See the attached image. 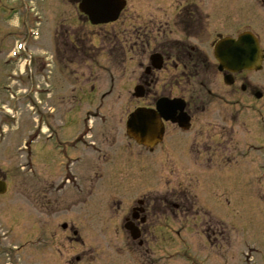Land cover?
<instances>
[{
	"label": "flooded vegetation",
	"instance_id": "flooded-vegetation-1",
	"mask_svg": "<svg viewBox=\"0 0 264 264\" xmlns=\"http://www.w3.org/2000/svg\"><path fill=\"white\" fill-rule=\"evenodd\" d=\"M82 1L46 0L60 22L50 45L57 83L66 89L60 126L47 119V140L55 144L46 146L44 171L28 191V206L43 212L68 246L60 263L160 264L158 244L184 242L190 231L223 251L227 182L242 180L241 160L254 161L246 178L264 177V59L259 72L219 71L212 50L221 39L250 33L264 55V0H125L117 22L99 26L89 23ZM249 10L263 13L251 19L254 28L240 24L231 37L210 29L219 11L234 13L237 23ZM95 94L105 103L123 97L122 104L86 105ZM131 98L142 104L131 108ZM164 99L179 100L176 123L160 116L156 103ZM81 105L83 118L76 117ZM139 108L163 124L152 149L126 136L128 115ZM114 237L125 241L122 259L110 248ZM96 239L106 249L84 248Z\"/></svg>",
	"mask_w": 264,
	"mask_h": 264
},
{
	"label": "rangeland",
	"instance_id": "rangeland-1",
	"mask_svg": "<svg viewBox=\"0 0 264 264\" xmlns=\"http://www.w3.org/2000/svg\"><path fill=\"white\" fill-rule=\"evenodd\" d=\"M19 5L20 3L14 2V0H0V88H3L6 84L11 85L13 83L11 86L14 90L22 91L29 86L27 81L29 73L23 74L17 65L10 66L7 70L2 67L5 57L11 50H14L15 40L22 42L26 38L24 29L21 27L23 25V15L17 12ZM47 5V2L42 5L38 4L37 8L38 13L42 17V26L38 30L40 37L36 42L38 47H35V50L40 53L41 51L49 50V45L45 43H50L52 37V20L54 16ZM46 9H48V12ZM234 9V5H232L226 8V11H234ZM11 11H14L15 14L12 15ZM261 15L263 13L257 11L253 13L249 10L243 13L242 18L237 17L236 20L239 21L236 23V15L234 13H226L224 15L219 11V13H215L210 17L209 26L213 33L231 37L239 30L240 24L244 23L246 26L252 25L253 27L251 19H255L257 16L259 18ZM28 16L33 18L32 15ZM125 19L127 18H124L123 21ZM17 22L20 26L18 28L16 26ZM74 24L76 23L73 22ZM65 25L68 26L66 22ZM121 26L120 24L117 25V27ZM87 30L89 29L87 28ZM26 43L29 48L31 41L26 40ZM18 54L23 56L24 52L19 51ZM36 64L37 62L33 66H36ZM56 68V64L54 68H51L50 80L48 77L49 86L46 88L42 87V92L39 94L40 99L38 98L37 100L43 103L46 102L50 107H55L57 112V110L62 108L61 102H64L61 99L63 92L60 88L62 87L64 91L66 84L63 82L57 83ZM99 73L106 80L105 82H100V85L104 83L102 87L100 86V90L103 91L107 89L108 77H104L106 73L104 71ZM129 78L132 80V75L130 77L125 75L124 81H128ZM115 79L120 81L121 75L117 74ZM11 90L12 94L10 95L0 89V104H2L3 110L8 111V108L11 112L17 111L18 113L15 117H11L5 114L3 110V112L0 110V177L5 178L7 185L6 194L0 196L1 244L21 248L18 256L22 264H61V257L66 251L64 247H67V245L59 241L60 237L54 236L53 232L51 233L50 219L43 212L38 215L36 210L31 209V205L28 206L30 197L28 191L32 186V178L29 173L32 170L37 174V177H40L38 174L42 175L45 159L47 158L44 136L39 135L38 139L33 142L30 140L38 136L39 125L47 121L49 114L47 111L43 112L36 105L35 101L32 100L31 93L26 94V96L23 94L24 96L20 97L16 95L13 89ZM47 92L51 93L52 97L48 96ZM27 98H30L37 107L38 115L32 113L27 105L25 107V99ZM122 99L123 97L116 98L112 95L106 101L105 107L119 106L122 104ZM85 104L91 105L93 108L97 107L100 105L99 97L95 94L86 100ZM141 104V102H136L131 98V108ZM80 107L79 111H76V117L79 115V117L83 118L86 108L82 105ZM57 118L58 112L53 118L55 126L58 123ZM39 121L41 122L39 123ZM27 143L30 146H26L25 149L24 146ZM253 163L254 161L241 160L238 168L243 174L242 180L238 182L235 181L234 177L231 178L226 184V194H222L221 199L222 201L224 199L227 217V232L225 242H223L225 243L223 251L217 249L215 247L216 244L212 248L209 246L205 247L203 242L194 240L195 236H189L193 233L190 231L187 235L189 239L184 242L174 240L158 244L157 255L160 259V264H190L181 257L172 256L174 252L186 253V255L196 261L195 264H264V181L257 183L252 176L245 177V170L250 169ZM260 163L264 164L263 161H259ZM93 225H96V223ZM88 227L90 228L91 226ZM92 233H98V230ZM116 237H114L115 241L109 243L112 244L110 248L116 252L121 251L119 259H122L125 241L118 240ZM100 239L85 241L84 248L106 249L103 247L106 243ZM74 249L76 247L72 246L71 250ZM10 258L15 261L12 255ZM31 258L32 261H30ZM1 262L2 258L0 257V264ZM3 264H5V261Z\"/></svg>",
	"mask_w": 264,
	"mask_h": 264
},
{
	"label": "water",
	"instance_id": "water-1",
	"mask_svg": "<svg viewBox=\"0 0 264 264\" xmlns=\"http://www.w3.org/2000/svg\"><path fill=\"white\" fill-rule=\"evenodd\" d=\"M123 0H83L79 6L85 10L92 24H103L114 21L123 8ZM216 61L220 64V70L230 72L240 70H258L261 52L256 40L249 34L241 35L237 41L222 39L214 50ZM140 97L141 95H136ZM157 104V110L161 112L164 120L172 119V108L177 106L175 102L162 100ZM167 108L161 110L160 108ZM171 110V112H170ZM127 136L144 146H153L161 138L163 128L154 111L139 109L129 115L127 122ZM5 192V185L0 183V194Z\"/></svg>",
	"mask_w": 264,
	"mask_h": 264
}]
</instances>
